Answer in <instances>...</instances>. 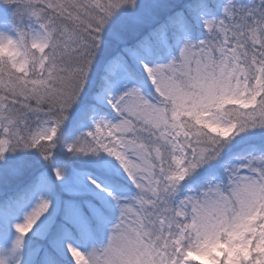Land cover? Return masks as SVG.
Returning a JSON list of instances; mask_svg holds the SVG:
<instances>
[{
    "label": "snow or ice",
    "instance_id": "obj_1",
    "mask_svg": "<svg viewBox=\"0 0 264 264\" xmlns=\"http://www.w3.org/2000/svg\"><path fill=\"white\" fill-rule=\"evenodd\" d=\"M205 6L201 0L197 9ZM0 7L13 17L0 30V169L22 175V162L7 157L23 150L51 168L0 208V264H59L36 241L68 264H264V144L221 163L237 137L264 140V0H227L221 18H202L206 38L185 40L168 63L150 58L169 49L170 37L180 42L183 12L131 45L124 30L111 32L119 50L104 65L95 104L84 96L110 21L131 12L137 25L154 23L140 0H0ZM136 69L154 88L151 99ZM97 104L119 119L98 116ZM74 109L92 114V127L64 150L97 158L92 164L106 171L114 161L135 197L122 198L91 175L69 183L66 168L52 163ZM190 180L199 187L184 191ZM61 193L91 198L62 200ZM113 204L119 218L105 246L84 251L73 243L102 232Z\"/></svg>",
    "mask_w": 264,
    "mask_h": 264
},
{
    "label": "trees",
    "instance_id": "obj_2",
    "mask_svg": "<svg viewBox=\"0 0 264 264\" xmlns=\"http://www.w3.org/2000/svg\"><path fill=\"white\" fill-rule=\"evenodd\" d=\"M226 0H204L205 3V7H203V9H197V5L201 2V0H183L182 2H180L176 7L172 8L169 12H167V14L164 15V18L160 19V21L156 22L155 24L149 26V28L145 31V33L143 34H139L135 39L128 41V44H134L138 39H140L141 37L145 36L148 34V32L150 31V29L152 27H155L156 24L165 22L167 20L168 17L173 16L176 13L179 12H183L188 20V29L187 31L182 35L181 40L184 41L186 39L191 38V42L192 43H198L201 39L206 38L207 36V32L203 31L197 27L194 26V17H199L203 12H207L208 15L211 18L217 19L219 18V13L217 12V8L220 6V4H223ZM258 2V0H257ZM240 5L242 6H248L249 4H247L245 2V0H239ZM12 17L11 13L9 12L8 9L0 7V27H11V23L12 22L10 20V18ZM176 38L175 37H170L169 39V45L170 48L173 50V56H177L179 54V49L175 48V42H176ZM119 50V49H118ZM166 51H164L160 56V60L157 59L158 57H154V61L155 62H165L166 59L163 58L164 54ZM137 72V76L139 78L144 79L143 77V73H139V69L135 70ZM104 76V72H100V74L96 77L94 83H93V87L91 89V94L89 96V100L87 101L88 104H95L96 102L94 101V97L97 95L98 92H100L102 90V78ZM146 85L150 84V81H148L147 79L145 80ZM97 107V115H103V116H107L109 115L111 112L108 111L106 108L104 107H100L98 105H96ZM92 114L86 115V116H80L79 118V122H83V123H88L89 121H92L91 119ZM81 128L79 127L78 123L76 122L74 125L72 126H68L67 130H66V141L65 143H71L76 137H78L82 131L80 130ZM254 135L255 134H247V135H242L241 137H245L242 139V141L236 145V146H232V147H228L225 150V154H224V158L223 161L221 163H225L229 160L234 159L236 156H242V155H246L248 154L250 151H252L254 148H259L262 144H264V140L263 141H259V140H254ZM30 154V155H29ZM40 157L39 153L36 152L35 150H27V153H23V151H19L17 153H9L8 157H7V161L9 164H13V163H20L22 162V166L23 168L26 166L27 162L29 161L31 162H38V158ZM61 157L66 160L67 162L72 163L73 165L77 166L80 168V170H92L94 173L98 174V170L94 167H92L89 163L87 162V160H89V157H83V156H71L69 153H67L65 150L63 153H61ZM37 158V159H36ZM104 159L110 160L111 158H108L106 156L103 157ZM0 164H3V162H0ZM42 169V168H40ZM44 170V169H43ZM42 170V171H43ZM217 174L222 175V167H220V165H217L215 168ZM40 171V172H42ZM15 176L13 175H9L6 171H4L3 169H0V208H3L5 205L11 204L13 198L21 193L33 180L29 181V182H24V183H20L18 186H16V183L14 182V180H16V178H14ZM14 178V179H13ZM13 180V181H12ZM106 180L108 181L109 185L114 188V189H129L131 190L133 188V186L131 184H129V182L127 181V179L123 178L121 175H119V173L114 170L113 173L109 174V178H106ZM199 187V183L195 182V181H186L184 182V191L185 190H189V189H197ZM91 197H84V199H88ZM73 198H70V200H72ZM57 223H61L63 222V217L61 215H57ZM116 217L115 215L110 211V222L115 221ZM68 227H71L70 225H68ZM77 240H79V237H76ZM37 243H39L42 246V249H47L48 251H52L53 255L55 256L56 260L59 261V264H68V261L62 257H60L58 255V253L56 251H53L49 245L47 241H36ZM41 255H43V251L41 253Z\"/></svg>",
    "mask_w": 264,
    "mask_h": 264
},
{
    "label": "rangeland",
    "instance_id": "obj_3",
    "mask_svg": "<svg viewBox=\"0 0 264 264\" xmlns=\"http://www.w3.org/2000/svg\"><path fill=\"white\" fill-rule=\"evenodd\" d=\"M182 1L183 0H140V5H141L140 12L143 13L149 19H154V23H151V24L137 25V24L133 23L132 17L136 14L131 13V12H125L124 14L120 15L118 18H114L112 21H110L109 27L106 28L105 34L102 36V39L104 41L103 52L100 55V57L98 58V62L95 65L93 72L91 74L89 87L86 90V94L84 96V103L85 104H88L87 101L89 100L88 98L91 94V89L93 87V83H94L96 77L100 74L101 71L104 72V65L107 63V60L109 58V54L112 51H117L119 49V46L116 44V42L111 39L110 33L113 31L124 30L127 34V37H128L127 40L131 41L138 36L137 34L143 33L149 26L158 22L160 20L159 18L162 15L167 14V12H169L172 8L176 7ZM226 3H227V0L217 8V11L219 13V18L222 17V8ZM202 18H205V19H214V18H211L207 12H203L199 17H197L195 19L194 23H195L196 27L203 30V31H206V29L203 26ZM219 18H217V19H219ZM12 19H13V17L10 18L11 21H12ZM9 23H11V22H9ZM4 29H5V27H2V26L0 27V30H4ZM186 40L191 41V38L186 39ZM184 41L180 40L179 43L176 42L175 47L177 49H180V47H182ZM178 56H179V54L177 56H173V50L169 47V49H167L165 52V58L167 59V61L161 62V63H168V62H170L172 57H178ZM140 79H142V78H140ZM136 82L138 83V81H136ZM143 83L145 85L143 90L146 93L151 94L149 96V98L151 99V96L155 95L154 88L151 86V83L149 85H146L144 80H143ZM119 91H120V89H114L112 94H117ZM97 105L101 106V107H105L106 109L111 111L112 114L107 115L106 116L107 118H109V119L115 118L116 120L119 119V117L116 116L115 112H113L107 104H97ZM79 118H80V115L78 114V110L74 109L73 113L69 116L68 121L65 123L64 127L61 129L60 144L58 145L57 149L55 150V153H56L55 159L52 163H54L56 166H62V167L66 168L68 176H69V183H71L73 180L83 181V179L85 177H87L88 175H91L94 179L97 180L98 183H101L102 185L109 186L106 178H109V174L113 173L114 170H116L119 173V175H121L123 178L127 179L129 184H131L133 186V190L132 191H130V190H114V191L119 193L122 196V198H125V199H130V198L135 197L138 194V190L131 183V181L128 180L127 176L125 174H123L122 170L119 169V166L115 165L114 161L112 162V165H108L109 168H113V166H114V170L106 171V169L104 167H101L100 165L94 166L92 164V161L97 159V158H90L89 157L90 159L87 160V162L91 163L90 165L98 170L97 171L98 174L96 175L95 173H92V170H90V172L92 174L89 173L88 170H80L79 167L73 165L70 162H67L66 160H64L61 157V153L64 152V148H63L64 143H63L62 136L64 133H66L68 126H72L77 122L79 127L81 128L80 130L82 132H86L92 127V121H89L88 123H83V122H79ZM243 138H245V137H241V136L237 137L232 142L230 147L238 145L242 141ZM23 153L25 155V153H27V150H23ZM103 160L105 162L109 161V160L104 159V158H103ZM40 166H42L44 168L43 172H46V173H48L49 176H51V168H50V165L48 162H45L42 159V161L40 162ZM51 178L54 180V177H51ZM58 187H59V185H58ZM185 191H188V190H185ZM61 197H62V200H70V198L84 200V197H73V196L68 195L67 193H61ZM9 211H10L11 215H17V213H18L17 209H11ZM111 212L115 215L116 220L113 222H109L107 227L102 232L98 233V235H96V237L94 239H92V240L80 239L78 241L74 238L73 243L78 244L81 247V249L84 251L89 250L92 246H95L97 248L105 246L107 243L108 235H109L108 229H110L112 226H114L115 222H117L118 218H119V210L115 207L114 204L112 205ZM59 215H61L63 217V205H62V203H61V206L59 209ZM56 252L58 253V255L60 257L66 259L67 261L70 259V258L66 257L65 254H63L59 251H56ZM190 259L195 261L199 258L192 257Z\"/></svg>",
    "mask_w": 264,
    "mask_h": 264
},
{
    "label": "bare ground",
    "instance_id": "obj_4",
    "mask_svg": "<svg viewBox=\"0 0 264 264\" xmlns=\"http://www.w3.org/2000/svg\"><path fill=\"white\" fill-rule=\"evenodd\" d=\"M245 2L247 3V4H249L250 2H251V0H245ZM162 18H164V15H162L159 19H162ZM195 17H194V22H195ZM160 21V20H159ZM194 26L196 27V25H195V23H194ZM149 28V27H148ZM147 28V29H148ZM146 29V30H147ZM145 30V31H146ZM145 31L143 32V33H145ZM143 33H141V34H143ZM137 35H139V34H137ZM182 41V40H181ZM177 42V41H176ZM176 42H175V44H176ZM176 48V47H175ZM177 49V48H176ZM163 58H165V54H164V56H163ZM157 59H159L160 60V58L158 57ZM166 59V58H165ZM166 61H167V59H166ZM150 62L151 63H156L155 61H154V57H152V58H150ZM159 63H161V62H159ZM139 73L141 74L142 72L139 70ZM143 75V74H142ZM143 77H144V75H143ZM144 79L146 80V78L144 77ZM144 79H142V80H144ZM145 82V81H144ZM146 84V83H145ZM149 85V84H148ZM62 138H63V143L65 144V141H66V133H64L63 134V136H62ZM254 140H259V141H263V140H261V138H260V134L259 133H256L255 135H254ZM30 155V154H29ZM38 158H40V159H38V162H27V164H26V166L23 168V174L22 175H17V176H15L14 178H16V180H14V182L16 183V186H18L20 183L22 184V183H24V182H29V181H31L32 180V178H34L35 176H37L38 174H40L41 172L40 171H42L44 168L42 167V166H40V162L42 161V158L41 157H38ZM37 159V158H36ZM40 168H42V169H40ZM89 171V173H91L90 172V170H88ZM92 173H94L93 171H92ZM91 173V174H92ZM96 175H97V173H95ZM13 178V179H14ZM13 181V180H12ZM109 187H111L110 185H109ZM112 188V187H111ZM113 190H123V189H114V188H112ZM126 190H129V189H126ZM133 190V188L130 190V191H132ZM11 210V209H10ZM116 220V219H115Z\"/></svg>",
    "mask_w": 264,
    "mask_h": 264
},
{
    "label": "clouds",
    "instance_id": "obj_5",
    "mask_svg": "<svg viewBox=\"0 0 264 264\" xmlns=\"http://www.w3.org/2000/svg\"><path fill=\"white\" fill-rule=\"evenodd\" d=\"M144 94H145L146 96H150V94H149V93H146L145 91H144Z\"/></svg>",
    "mask_w": 264,
    "mask_h": 264
}]
</instances>
